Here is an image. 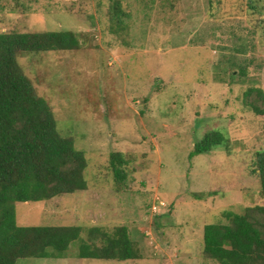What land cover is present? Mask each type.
I'll use <instances>...</instances> for the list:
<instances>
[{"label": "rangeland", "instance_id": "obj_1", "mask_svg": "<svg viewBox=\"0 0 264 264\" xmlns=\"http://www.w3.org/2000/svg\"><path fill=\"white\" fill-rule=\"evenodd\" d=\"M116 2L125 15L112 19ZM246 3L0 0V33L70 31L81 43L74 51L21 55L19 62L60 131L85 152L88 188L18 203V225L77 226L87 242L99 229L91 241L98 247L126 228L142 256L80 259L79 241L62 258L17 264H217L203 257L205 226L224 210L240 213L263 201L247 168L264 149V116L242 103L249 87L264 91V46L256 17L242 14ZM230 61L248 64V76ZM211 131L228 137L232 152L190 159ZM112 154L126 161L122 182Z\"/></svg>", "mask_w": 264, "mask_h": 264}, {"label": "trees", "instance_id": "obj_2", "mask_svg": "<svg viewBox=\"0 0 264 264\" xmlns=\"http://www.w3.org/2000/svg\"><path fill=\"white\" fill-rule=\"evenodd\" d=\"M115 5L112 19L125 15L120 3ZM240 7L242 14L256 17L255 30L264 46V0H247L246 7ZM80 47V39L70 31L0 33V264H17L30 258H62L79 241L80 259H142L126 228L110 237L109 244L98 247L91 241L97 240L99 229L92 230L87 242L81 238V227H23L17 223L18 203L47 201L88 188L85 152L76 148L71 133L60 131L53 108L39 95L19 62L21 55L74 51ZM231 65L248 76V64ZM231 77H236L234 72ZM246 81L250 79H242ZM252 94L256 97L249 100ZM242 105L251 114L264 116V91L249 87ZM223 148L232 152L230 139L219 131H211L194 145L189 157ZM125 165L123 155L112 154L111 168L118 182L126 178ZM247 171L249 177L256 178L259 200L263 201L242 208L240 213L224 210L217 223L205 226L206 260L217 264H264V149L253 154Z\"/></svg>", "mask_w": 264, "mask_h": 264}]
</instances>
